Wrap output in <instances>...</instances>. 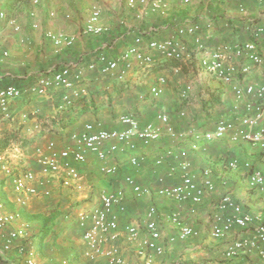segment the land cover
<instances>
[{"label": "crops", "instance_id": "0c3cea01", "mask_svg": "<svg viewBox=\"0 0 264 264\" xmlns=\"http://www.w3.org/2000/svg\"><path fill=\"white\" fill-rule=\"evenodd\" d=\"M163 1L166 8L162 13L150 9V0H132V6L128 5L129 0H39L37 3L33 0H0V13H3L0 16V88L8 84L31 85L38 76L51 74L63 66H86L96 62L100 54L116 57L140 35L143 51L153 57V62L144 67L133 61V69L124 82L102 76L98 62L95 68H86L83 84L88 93L70 108H57L60 98L55 92L14 100L10 104L12 118L0 115L1 150H10L11 146L19 144L18 162L37 171L39 167L34 160L37 148L48 152L50 141L57 150L70 146L71 133L83 130L86 124L122 129L124 126L118 120L122 114H131L139 125L160 124L157 116L163 113L176 132L172 137L162 128L160 137L149 144L132 138L133 147L119 144V149L108 152L105 160L87 151L85 161L71 160L80 173L81 189L54 182L50 187V198L33 197L22 207L10 203L11 185L2 179L0 173V193L5 207L19 209L22 218L37 227L33 231L32 243L37 247L38 264H60L63 259H67L68 264H87L76 212L98 203L101 192H113L117 188H123L125 192L123 202L114 207L121 228L133 224L140 228V235L145 236L143 218L146 207L154 204L160 213L161 236L158 242L164 245V253L151 258L139 257L136 244L118 240L121 254L128 264H172L175 261L182 264H264V258L252 252L229 260L223 258L225 248L232 241L254 235V224L244 229L233 227L219 239L209 234L216 205L225 193H229L245 211L264 221V190L248 188L247 171L241 164L250 161L264 175V152L241 139H231L229 133L222 138H204L205 133L215 129L218 119L238 124L245 114L247 97L237 100L232 85L264 84V62L251 64L247 73L225 83L200 67L199 59L204 51H194L190 36H179L191 52L189 58L166 59L147 47L149 40L177 36V27L195 23L199 25L198 33L205 50L245 41H254L262 49L264 0H189L186 4L182 0ZM94 8L100 10L99 24L108 31L87 35L83 27ZM258 27L263 28L262 34L255 33ZM49 33L71 39V44L56 45ZM226 63L240 66L250 62L230 53ZM161 76L165 82L159 84L161 93L154 96L150 87ZM186 86L190 88L182 96ZM109 144V141L104 142L102 147L106 149ZM181 150L186 152L190 173L198 187L203 185V170H210L214 189L205 190L199 204L190 200L176 203L157 192L160 185H173L179 181ZM131 157L140 159L138 167L130 164ZM233 158L240 162L236 168L227 165ZM157 159L162 162L156 163ZM103 163L118 167V171L103 174L100 171ZM125 175H131L138 183L148 186L150 194L135 197L123 183ZM140 200L147 203L141 211ZM77 206H81L80 209H75ZM172 212L178 213L183 223L197 229L199 235L169 242L167 237L176 230L166 219V215ZM53 213H57L53 222L56 234H48L40 242L41 218L31 220L27 216L48 217ZM0 264L23 262L11 251L0 259ZM98 264H106L104 257L99 256Z\"/></svg>", "mask_w": 264, "mask_h": 264}, {"label": "built area", "instance_id": "2783aa9c", "mask_svg": "<svg viewBox=\"0 0 264 264\" xmlns=\"http://www.w3.org/2000/svg\"><path fill=\"white\" fill-rule=\"evenodd\" d=\"M38 1L33 0L34 3ZM182 2L186 4L189 0H182ZM128 5L132 6V0H129ZM149 7L151 10L163 13L166 5L163 0H150ZM50 15H53V13L51 12ZM99 15L100 10L98 8L91 10L85 20L84 34L99 35L108 31L107 27L99 24ZM0 16H3V13H0ZM198 31L199 25L195 23L179 26L176 28L178 37L172 35L162 40L151 39L147 42V47L166 59L181 60L189 58L191 52L179 36H190L194 44V51H204L199 59L200 67L225 83H231L239 74L247 73L251 68V64L260 65L264 62V47L260 49L254 41L236 42L224 45L219 49L205 50ZM255 33L257 35L262 34L263 28H256ZM48 36L56 45L71 44V39H67L62 35L49 33ZM262 40L264 44V34ZM230 53L238 58L244 57L250 63L241 64L240 66L232 63L227 64L226 60ZM133 61L140 67L148 66L153 62L152 55L142 49L141 35L116 57L110 58L105 54H100L96 62H90L86 66H63L51 74L38 76L31 85L21 87L8 84L1 87L0 115L5 118H12L10 104L16 99L42 96L50 92L57 93L60 98L58 109L70 108L88 93L87 87L83 84L86 68L93 69L98 62L99 73L102 76L113 77L120 82H124L133 69ZM164 82L165 78L159 77L156 84L150 87V93L154 96L160 94L159 84ZM189 88V86H186L182 96H185ZM232 90L237 100L247 97L244 102L245 114L240 117L238 124L231 120L218 119L215 129L212 132L205 133L204 138H222L229 133L231 139H241L264 152V104L262 103L264 100V84L254 83L245 87L233 84ZM180 115H184V112H180ZM157 118L160 124L149 122L139 125L131 114H122L118 119L124 126L122 129H105L101 128L99 124L96 126L86 124L83 130L71 133L72 145L70 146L57 150L54 147V142L50 141L47 144L48 152L37 148L34 153V160L39 167L37 171L18 162L20 157L17 153L20 151L19 144L14 147L11 146L10 150L0 149V173L3 176L2 179H6L11 185L10 203L22 207L27 204L30 198L49 197L51 194L50 187L54 182L67 188L81 189L80 173L71 160L76 162L85 161L87 151L94 152L99 159L105 160L108 152L119 149V144L133 147L132 138L139 139L143 144H149L160 137L162 128L172 137L176 136V132L168 123L166 114H159ZM195 136L198 137L197 134ZM107 141L110 144L104 149L102 145ZM179 156L181 158L178 163L181 170L179 181L173 185L162 184L157 192L176 203L190 200L194 204H199L202 201L203 192L214 189L210 170H203V185L198 187L190 173V162L186 158V152L184 150L179 151ZM129 162L132 166L138 167L140 159L131 157ZM161 162L162 159L156 160L158 164ZM241 164L247 171L248 188L263 191V173L255 168L250 161H244ZM227 165L230 168H236L240 165V162L237 158H233L228 161ZM100 171L107 175L115 174L118 167L103 163L100 166ZM159 181H162V179L160 178ZM123 183L130 188L135 197L150 194V188L138 183L131 175H125ZM124 198L123 188H117L113 192H101L98 196V203L76 212L77 224L81 230L80 238L85 247L83 255L88 260L87 264H98L99 256L104 257L106 264H128L121 254L118 240L136 244V254L139 257L151 258L164 253V245L158 242L161 236L158 226L160 213L156 206L149 204L146 207L143 218L146 234L141 236L140 228L136 225L125 224L122 228L119 226L118 215L114 211V207L120 205ZM166 219L176 229L174 234L167 237V240L171 243L199 235V231L183 223L176 212L166 215ZM251 224H254V235L241 237L228 244L223 252L224 259H233L245 252H252L259 258H264V221L245 211L229 193H225L220 197L209 228V234L212 238H222L233 227L244 229ZM33 231L32 224L22 218L19 209L9 210L5 207V200L0 193V234L2 235L0 259L9 252L14 251L22 259L23 264H38L37 247L32 243ZM60 264H68V260L63 259ZM172 264L182 263L175 261Z\"/></svg>", "mask_w": 264, "mask_h": 264}, {"label": "trees", "instance_id": "16d2710c", "mask_svg": "<svg viewBox=\"0 0 264 264\" xmlns=\"http://www.w3.org/2000/svg\"><path fill=\"white\" fill-rule=\"evenodd\" d=\"M6 141V139H5ZM40 215H29L27 216L28 219H33V218H41V226L39 227V241L41 242L42 239L47 236L48 234H53L55 233L53 229V222L57 217V213H53L52 215H49L48 217H39ZM56 234V233H55Z\"/></svg>", "mask_w": 264, "mask_h": 264}, {"label": "rangeland", "instance_id": "374dc122", "mask_svg": "<svg viewBox=\"0 0 264 264\" xmlns=\"http://www.w3.org/2000/svg\"><path fill=\"white\" fill-rule=\"evenodd\" d=\"M255 167V166H254ZM257 169H258V167H256ZM51 197V196H50ZM49 197V198H50ZM144 200V199H143ZM144 201H142V200H140V203H141V208H140V211H141V209H143V207H145V205L147 204L146 202L145 203H143ZM90 206V205H89ZM9 207V206H8ZM80 207L81 206H77L75 209H80ZM50 211V210H49ZM46 212H48V209H47V211ZM138 213H140L139 211H138ZM137 213V214H138ZM32 226H33V228H37L35 225H34V223L32 224ZM40 226H41V223H40Z\"/></svg>", "mask_w": 264, "mask_h": 264}]
</instances>
